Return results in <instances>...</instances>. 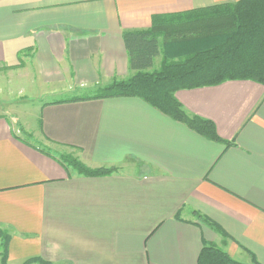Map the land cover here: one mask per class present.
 <instances>
[{
  "label": "crops",
  "instance_id": "1",
  "mask_svg": "<svg viewBox=\"0 0 264 264\" xmlns=\"http://www.w3.org/2000/svg\"><path fill=\"white\" fill-rule=\"evenodd\" d=\"M238 1L0 0V70L32 75L22 89L40 105L30 139L0 113L5 264H198L204 244L264 264V85L175 94L230 146L138 98L74 100L135 74L124 32ZM55 150L118 170L73 174Z\"/></svg>",
  "mask_w": 264,
  "mask_h": 264
},
{
  "label": "trees",
  "instance_id": "2",
  "mask_svg": "<svg viewBox=\"0 0 264 264\" xmlns=\"http://www.w3.org/2000/svg\"><path fill=\"white\" fill-rule=\"evenodd\" d=\"M123 41L129 66L127 80L114 81L95 96L74 100L138 98L198 135L230 146L215 125L187 113L175 94L228 81L264 85V0H240L189 12L154 16L149 29L127 31ZM161 57L158 69L155 60ZM59 163L78 175L104 177L116 169H90L73 159ZM198 264H242L222 249L204 244Z\"/></svg>",
  "mask_w": 264,
  "mask_h": 264
},
{
  "label": "rangeland",
  "instance_id": "3",
  "mask_svg": "<svg viewBox=\"0 0 264 264\" xmlns=\"http://www.w3.org/2000/svg\"><path fill=\"white\" fill-rule=\"evenodd\" d=\"M161 61V57L156 60V69L160 67ZM31 77L32 75L24 77L22 76V72L16 70H0V113L4 112L6 116L12 120L15 130L19 131L20 135L25 139H30L26 131H29V129L37 131L40 123L39 103L34 100L35 98H31L29 93L24 92L22 89L24 88L26 79L30 80ZM42 97L45 99L44 102H51L50 100H55L57 98V96L52 97L51 95ZM55 151L61 158H68L71 161L75 159L90 169H99L92 168L83 163L75 152H71L69 150H65L63 152H59L57 150ZM70 170L73 174H77V171L73 168L70 167ZM117 170L118 169L116 168V171ZM0 264H5L4 257L0 259Z\"/></svg>",
  "mask_w": 264,
  "mask_h": 264
}]
</instances>
